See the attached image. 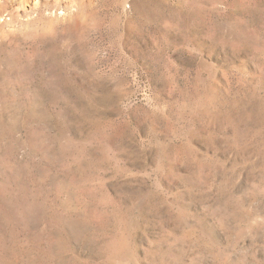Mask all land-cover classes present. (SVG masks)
Listing matches in <instances>:
<instances>
[{
  "label": "rangeland",
  "instance_id": "obj_1",
  "mask_svg": "<svg viewBox=\"0 0 264 264\" xmlns=\"http://www.w3.org/2000/svg\"><path fill=\"white\" fill-rule=\"evenodd\" d=\"M0 264H264V0H0Z\"/></svg>",
  "mask_w": 264,
  "mask_h": 264
},
{
  "label": "bare ground",
  "instance_id": "obj_2",
  "mask_svg": "<svg viewBox=\"0 0 264 264\" xmlns=\"http://www.w3.org/2000/svg\"><path fill=\"white\" fill-rule=\"evenodd\" d=\"M19 6L21 5V7H26L29 4H32L35 2V0H17Z\"/></svg>",
  "mask_w": 264,
  "mask_h": 264
}]
</instances>
